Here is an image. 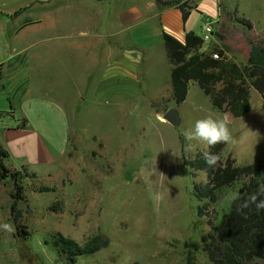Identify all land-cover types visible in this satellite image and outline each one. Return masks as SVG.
Listing matches in <instances>:
<instances>
[{"label": "rangeland", "instance_id": "rangeland-1", "mask_svg": "<svg viewBox=\"0 0 264 264\" xmlns=\"http://www.w3.org/2000/svg\"><path fill=\"white\" fill-rule=\"evenodd\" d=\"M135 1L125 3L132 6ZM43 2L56 5L70 0H0V58L9 49L8 39L15 36L12 25L1 15L11 13L22 16L20 23H34ZM91 6L98 28L92 32L101 35L98 39L102 42L94 41L92 51L96 56L92 55L90 61L89 36L79 34L89 32L85 23L63 22L51 32H37L33 27L29 37L19 34L15 39L16 45H28L41 37L51 38L31 49L48 50L41 58H46L51 66L58 63L52 53L57 49L63 66L71 60L73 76L75 64L76 81L64 78L67 68H36L33 73L35 91L66 108L70 124L68 147L54 164L36 169L37 174L20 170L22 200H16L17 189L11 179L0 182V225L8 223L14 228L8 232L0 227V264H67L52 247V237L57 233L80 244L97 234L109 238L107 248L80 257L77 264H184L188 252L185 243L202 245V237L213 234L208 220L216 226L222 222L234 201L231 196L240 197L244 181L217 191L215 204L206 197L199 199L196 187L204 186L209 177L205 171L195 172L184 159L193 160L210 148L192 141L194 150L185 152L189 142L182 133L198 119L227 117L233 138L216 145L217 165L228 158L237 166L262 163L264 100L248 82H237L234 93L240 87L246 90L251 108L242 117L233 118L228 103L223 112L218 110L191 80L183 102L177 104L164 48H156L143 57L132 74L111 79L103 54L109 41L102 36L114 8L110 6L109 13L103 1H94ZM221 8L219 21L212 22L214 40L203 43L200 51L201 62L206 58L218 60V53L223 52L242 68L249 58L251 43L264 46V0H222ZM78 11L88 10L78 7ZM75 15L62 17L68 20ZM191 26L202 37L199 20ZM57 34L77 36L76 63L74 57H69V51L75 49L74 38L54 39ZM131 34L139 36L134 30ZM54 73L56 83L62 82L61 87H54L55 80L49 77H54ZM214 88L221 93L230 87L217 82ZM170 109L178 112V125L164 120ZM204 205H208L207 216H200ZM17 211L22 216L18 224ZM192 255L196 264H212L202 249L193 250ZM256 261L264 264L262 259Z\"/></svg>", "mask_w": 264, "mask_h": 264}, {"label": "crops", "instance_id": "crops-1", "mask_svg": "<svg viewBox=\"0 0 264 264\" xmlns=\"http://www.w3.org/2000/svg\"><path fill=\"white\" fill-rule=\"evenodd\" d=\"M94 1L106 2L109 8L105 6L104 9L109 13L110 6L114 8L113 13L111 10L109 14L111 19L107 20V30L102 36L109 41L103 54L107 63L106 71L111 74L110 78L113 80L118 75L132 74L136 64L156 48L165 50L164 32L183 42L187 32L198 35L191 26L194 20H199L202 25L206 21L215 24L219 21L222 9V0H165L188 4L190 14L187 21L183 22L179 3L165 6L157 3L156 0H136L134 5L128 6L125 0H70L67 3L58 2L56 5L48 2L40 3L38 19L34 23H25L27 20L20 23L19 19L22 16L14 17L11 13L7 14L9 16L1 15L8 25H12L11 32L15 34L13 39H8L10 43L6 55L0 58V145L9 153L5 165L10 170L25 169L29 173L37 174L38 168L54 164L67 151L70 130L68 113L66 108L52 101L48 95L35 91L33 73L36 68H55V71L57 68H67L64 71V78L76 81L75 64L73 76L71 60L68 66H63L60 63L61 55H57L59 52L57 49L52 53L58 63L54 62L52 66L47 64L46 58H41V54L48 53V50L31 49L34 44L47 43L51 38L41 37L28 45H16L15 39L19 38V34L29 37L33 27L37 28V32L47 29L51 32L59 28L63 22L72 23L74 20L77 24L85 23L89 32L79 34L89 36L90 61L96 56L92 51L94 41L98 43V37L101 36L92 32L94 29L98 30L95 28L97 17L93 15L95 11L91 6ZM78 7H85L88 11L82 13L78 11ZM62 15L65 17L75 15V18L67 20ZM131 30L139 36L131 34ZM68 36L75 41V49L69 51V57H74L76 63V48L77 44L79 45L75 39L77 36L57 34L53 38L66 40ZM49 52L51 54V51ZM136 54L138 57H133ZM85 58L88 62V57ZM55 75L54 73V77H49L55 80ZM41 80L42 77L39 76L38 81ZM61 86L62 82L56 83L55 80L54 87Z\"/></svg>", "mask_w": 264, "mask_h": 264}, {"label": "trees", "instance_id": "trees-1", "mask_svg": "<svg viewBox=\"0 0 264 264\" xmlns=\"http://www.w3.org/2000/svg\"><path fill=\"white\" fill-rule=\"evenodd\" d=\"M156 2L165 6L179 3L183 22L187 21L190 11L186 2L181 4L178 1L156 0ZM242 21L247 24L246 20ZM247 26L251 27L249 23ZM163 41L171 65L172 95L177 104L183 102L191 80L210 97L218 110L223 112L224 105L228 103L233 118L242 117L251 108L246 90L240 87L239 91L234 93L233 85L237 82H248L264 100V46L251 43L247 63L240 68L224 56L223 52L218 53V60L206 58L201 62L203 54L200 51L203 47V39L194 32H187L183 42L164 32ZM217 82H224L230 88L221 93L217 92L214 88ZM209 151L216 153L217 146L210 148ZM8 158V151L0 145V182L11 179L17 189L14 196L20 201L23 193V188L19 185L22 172L7 168L5 161ZM184 163L191 166L195 172L207 173L208 182L204 186L196 187V195L199 199L209 198L214 204L218 199L217 191L232 186L238 180L244 181L239 199L232 202L230 211L223 216L222 222L216 226L210 219L208 220L213 234L203 236L202 245L185 243L188 252L184 264H196L192 252L200 249L207 253L212 264H259L256 261L258 259L264 262V210L258 211L253 206L244 209L242 213L237 211L244 199L255 194L258 186L264 183V162L237 166L236 161L228 158L225 163L209 168L200 153L193 160L184 159ZM208 205L200 207V216H207ZM21 218V212L17 211L16 224ZM109 244V238L102 234L91 237L84 244L60 233L52 237L53 250L67 264H77L80 257L95 254L107 248Z\"/></svg>", "mask_w": 264, "mask_h": 264}, {"label": "clouds", "instance_id": "clouds-1", "mask_svg": "<svg viewBox=\"0 0 264 264\" xmlns=\"http://www.w3.org/2000/svg\"><path fill=\"white\" fill-rule=\"evenodd\" d=\"M183 136L189 143L185 147V152H191L194 150V145L192 141H197L207 148L215 147L217 144L228 143L232 140V132L228 125L227 117L214 119L212 117H206L198 119L191 129H186L183 131ZM204 163L207 167L213 168L219 162V156L216 153L205 150L202 153ZM232 200L239 199V196L233 194L231 196ZM255 206L256 210H264V183L258 186L257 192L251 194L243 203H241L237 211L243 212L244 209H250ZM5 231L12 232L14 228L12 225L5 223L0 225Z\"/></svg>", "mask_w": 264, "mask_h": 264}, {"label": "built area", "instance_id": "built-area-1", "mask_svg": "<svg viewBox=\"0 0 264 264\" xmlns=\"http://www.w3.org/2000/svg\"><path fill=\"white\" fill-rule=\"evenodd\" d=\"M203 43H209L214 40V29L211 22L206 21L203 25Z\"/></svg>", "mask_w": 264, "mask_h": 264}, {"label": "water", "instance_id": "water-1", "mask_svg": "<svg viewBox=\"0 0 264 264\" xmlns=\"http://www.w3.org/2000/svg\"><path fill=\"white\" fill-rule=\"evenodd\" d=\"M164 120L173 125L179 124V115L175 109H170L164 116Z\"/></svg>", "mask_w": 264, "mask_h": 264}]
</instances>
